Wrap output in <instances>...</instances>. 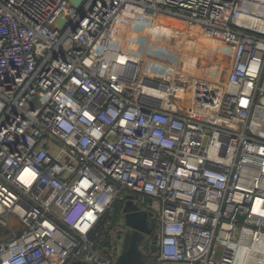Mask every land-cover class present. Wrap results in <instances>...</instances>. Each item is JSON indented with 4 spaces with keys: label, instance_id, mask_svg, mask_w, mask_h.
<instances>
[{
    "label": "built area",
    "instance_id": "obj_1",
    "mask_svg": "<svg viewBox=\"0 0 264 264\" xmlns=\"http://www.w3.org/2000/svg\"><path fill=\"white\" fill-rule=\"evenodd\" d=\"M117 199L154 262L264 264V0H0V264H115Z\"/></svg>",
    "mask_w": 264,
    "mask_h": 264
},
{
    "label": "water",
    "instance_id": "obj_2",
    "mask_svg": "<svg viewBox=\"0 0 264 264\" xmlns=\"http://www.w3.org/2000/svg\"><path fill=\"white\" fill-rule=\"evenodd\" d=\"M73 7H77L82 0H69ZM151 212L141 209L131 200L124 203L122 209V223L125 227L131 230L129 234V245L126 249L117 255L115 264H150L148 258L141 249V244H144L152 232V225L149 222ZM123 232H113L114 240L121 239ZM155 247L151 246V251L155 252ZM70 264H86L82 261H73ZM154 264H161L154 262Z\"/></svg>",
    "mask_w": 264,
    "mask_h": 264
},
{
    "label": "rangeland",
    "instance_id": "obj_3",
    "mask_svg": "<svg viewBox=\"0 0 264 264\" xmlns=\"http://www.w3.org/2000/svg\"><path fill=\"white\" fill-rule=\"evenodd\" d=\"M182 27V25H181ZM199 32V31H198ZM192 36H194V40H191L190 43L186 44L187 39L184 41V44L182 45V47L180 48V51L187 54L189 53L187 51V49H189V51L193 54L194 57L202 59L203 61H205L206 63H209L210 60H212V50L215 48H213L212 46V42L208 39L203 38L200 34L197 33V35H194V33H190ZM189 44V45H188ZM205 47L209 48L204 49ZM204 50V51H203ZM215 54V52H213ZM122 217L120 216L118 222H117V233H121L123 232L124 235L122 236L121 239H116L115 244L117 246V255L122 253L126 247L129 245V234L131 232V230L127 227H125L122 223ZM116 226V227H117ZM2 227H0V239H4L6 238V235L3 233L2 234ZM116 230V229H115ZM143 244H141L140 246H142ZM144 254L147 256L148 258V263L150 264H154L152 255H148L146 254V251H143ZM86 264H88L87 262H85Z\"/></svg>",
    "mask_w": 264,
    "mask_h": 264
},
{
    "label": "trees",
    "instance_id": "obj_4",
    "mask_svg": "<svg viewBox=\"0 0 264 264\" xmlns=\"http://www.w3.org/2000/svg\"><path fill=\"white\" fill-rule=\"evenodd\" d=\"M124 203L123 200H115L112 209L103 214L91 236L97 243L110 245L115 242L113 232L115 231L117 222L121 216ZM147 254L150 255L148 250Z\"/></svg>",
    "mask_w": 264,
    "mask_h": 264
},
{
    "label": "bare ground",
    "instance_id": "obj_5",
    "mask_svg": "<svg viewBox=\"0 0 264 264\" xmlns=\"http://www.w3.org/2000/svg\"><path fill=\"white\" fill-rule=\"evenodd\" d=\"M159 23H163L164 25H167V26H170V27H176V28H179L182 25L179 21L174 20V19H171V18H166V17L160 18V22ZM135 32L136 33H139L138 30H136ZM148 34L149 35L152 34L151 37H152V39H154V41L155 40H158V39H160V40H166V42H170V44H173L174 43L175 45L178 43L177 41L180 40L179 38H177V40L175 42H174V40L171 42L168 39L169 36L167 34H163L162 32H159L158 30L152 29V28H148ZM186 39H187L186 44L187 43H190L191 40H194V36H192L190 33H188L184 38L182 37V41L181 40L180 41L181 42H184ZM128 49L131 50V51H133V52L138 53V51H139V45L137 46L135 44L130 43ZM204 49H207L208 50L209 48L205 47ZM220 50H221V47L220 46H217L216 48H214L212 50V54H213V52H215V54L217 55V53H219ZM194 70H197V71L194 72ZM193 72L194 73H198L199 72V69L193 67ZM263 243H264V240H263ZM241 254L244 255V251L243 250L241 251ZM240 257L243 258L242 256H240Z\"/></svg>",
    "mask_w": 264,
    "mask_h": 264
},
{
    "label": "crops",
    "instance_id": "obj_6",
    "mask_svg": "<svg viewBox=\"0 0 264 264\" xmlns=\"http://www.w3.org/2000/svg\"><path fill=\"white\" fill-rule=\"evenodd\" d=\"M12 222H13L15 230H20L21 229V226L18 224L16 219H13Z\"/></svg>",
    "mask_w": 264,
    "mask_h": 264
},
{
    "label": "flooded vegetation",
    "instance_id": "obj_7",
    "mask_svg": "<svg viewBox=\"0 0 264 264\" xmlns=\"http://www.w3.org/2000/svg\"><path fill=\"white\" fill-rule=\"evenodd\" d=\"M117 228H118V226L116 227V230H117ZM153 232H154V231H153V228H152V232H151V235L153 234Z\"/></svg>",
    "mask_w": 264,
    "mask_h": 264
}]
</instances>
